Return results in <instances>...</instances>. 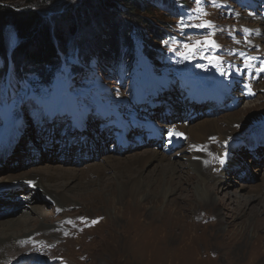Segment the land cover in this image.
<instances>
[{"label": "rangeland", "instance_id": "rangeland-1", "mask_svg": "<svg viewBox=\"0 0 264 264\" xmlns=\"http://www.w3.org/2000/svg\"><path fill=\"white\" fill-rule=\"evenodd\" d=\"M33 1L34 5L37 6L34 10L42 18V23L53 24L54 31H61L64 38H66L67 49L71 50V57L78 52L81 55H86L102 47V38H107L113 34L107 22H111L110 24L114 29L116 26L119 29L127 27L131 22L132 25H136L138 29H141L144 37L153 39L144 27L145 25H140V22H138L139 20L146 21L155 29L166 31L167 35L166 39L157 45L154 44L156 59L154 58L153 63L150 64L152 67L138 60L133 68V73L125 75L123 80L120 73L115 75L112 69L110 72L105 69L100 70L102 67L101 62L98 66L94 63L83 66L84 72L72 78L65 75L59 77L61 75L59 74L54 79L53 90L49 92V95L46 97L45 92L42 94L45 98L43 101L49 103L45 105L41 104L43 101L37 100L34 94L22 89L26 87L22 83H18L15 69L8 68L7 83L2 82V85H0V145L12 136L9 131L11 125H17L18 122L28 125L26 128V135L28 136L24 138L20 133L21 130L13 134L12 137L16 138L13 145L15 150L18 148L16 154L23 160L22 165H19L18 160L11 159L14 153L2 156L4 160L0 163V175L3 173L17 174L30 168L52 166L49 160L54 155L57 156L58 160V163H53L54 166L74 169L73 166L69 167V165L63 163L64 157L59 158L51 147L56 143L64 142L68 145L69 142H73L74 147H72V150L74 151L79 145L85 144L86 137H89L96 142V145L102 147L105 154L103 157L100 156L97 161L88 162L85 160V163L79 162L81 165L75 167L76 169H83L87 173L90 172L88 170H92V168L88 169L87 167L101 165L105 160L116 161L115 158H120V161L129 160L135 154L142 153L145 150L156 151L152 149L154 144H160L158 149H163L164 138L156 143L153 132L161 137L166 134L171 135V131L175 130L171 127L185 122L187 124L189 120H192V123L185 128L186 131L189 127L201 125L208 120L215 122L214 131L208 134L211 127L206 131L208 141L206 144L209 148L214 146V149H216L217 135L225 137L228 136V131H231L230 126L227 124V120H229L232 127L235 125L234 132H239V136L235 141L231 138L225 142L218 139L221 141L219 149L223 152L221 154L223 156L222 159H218L220 157L218 154L213 155L214 166L218 164L224 166L225 163L229 164L232 161L227 169V172H229L231 164L234 163L233 147L242 148L240 155L235 158L242 163L246 162L244 172L250 176L247 181L232 177V182L226 190L218 185L213 190L216 204L212 203L206 207V205L200 206L195 203L196 201L192 197V187H189L186 192H181V194L174 189H169L168 194L162 190L158 197L152 196L147 190L145 191L143 187H140L134 194L126 195L127 191H122L123 195L120 196L118 183L130 181V179L134 181L137 174L131 173L124 165L125 162L122 165L120 164V167L116 170L106 166L103 174H101L104 179L107 177L111 180L115 174L117 178L112 179L114 182L112 195L103 198L102 201L83 205L82 202L85 203V199L80 197L75 189L69 191L71 194H67L66 197L62 193V196L69 201H64V204L57 205L53 203V200H48V205L45 206L39 201L32 204L31 207L37 206L44 212L42 217L38 216L36 219L38 225L46 222L52 225L59 223L61 225V228L56 230L58 234L56 236L50 233L41 234L42 231L40 230L39 233H35V237L42 236L37 240L40 243L39 245H31L34 254L39 253L40 255L38 259L41 258L40 260L48 262L55 260L54 264H171V262H173L172 264H223L224 259H215V252H218L215 249V243L220 241L221 238L228 241L233 238L239 240L241 236L242 238L247 236L248 240H255V243L252 242L251 247H254L257 243L258 247H255V250L251 249L254 252L253 254L249 253L250 242L247 241L244 246L242 244L239 247L240 253L237 254L239 259H232L231 262L264 264V212L259 216L256 227L252 231L251 228H248V232L243 236V225L248 223L253 216L247 211L242 217H236L237 209L234 210L233 205L225 199L223 194L226 192L233 193L239 189L241 184L253 187L261 185L264 179V144H261L264 139L259 135V131L261 132L264 129V0H248L245 7H242L238 0H201L199 4L196 0H176L185 2L182 10L177 13L173 12L175 7L170 3H167L170 11L164 7H159L156 3L153 4L154 7L158 8L155 11L154 7L150 8L149 0H137L140 5L139 19L130 18L126 14L123 16L114 10H107L103 4L104 0H42V2L41 0H0V6L21 10ZM132 9L136 11L135 8ZM246 25L250 26V29L245 28ZM116 38L118 37L116 36ZM257 38H263L258 47L255 43ZM152 42L154 41L152 40ZM17 44L14 30L11 26H7V56H10L9 51L14 49ZM16 51L14 50V56ZM245 53L251 54V56H247ZM17 59L18 56H16L15 61ZM19 59L22 61L21 57ZM145 59L148 61L146 57ZM182 66L187 67L180 72ZM256 69L257 71H255ZM248 72L252 74L251 78H248ZM207 74L214 76L215 79L220 76L222 87L234 84L238 90L237 93H234L236 96L232 95L231 100L226 99L224 106L219 108L218 111L217 108L212 107L203 110L193 108L194 111L191 112L185 111L179 103L186 96L183 83L190 82V78L193 76L201 78L203 75L206 78ZM144 79L146 81L148 79L153 88L159 85L155 89L153 102L155 111L152 112L150 111L154 110L151 107L152 103L145 102L147 96L142 91ZM252 82H257L256 88L258 85L259 87L262 86L263 89L256 92L250 91L249 100L240 99L238 95L243 90L248 96L247 90L249 91V89L247 85L250 86L253 84ZM161 86L164 88L168 86L170 89L168 92L163 93ZM191 88L195 91L198 87ZM151 91L152 87H149L148 92L151 93ZM175 93L179 95L178 100L174 98ZM166 94L167 96H165ZM30 107L32 109L41 107L40 113L31 114L29 112ZM245 109L250 110L243 113L242 110ZM216 111L217 113H214ZM204 115H207L206 118L210 119H206ZM224 120L226 121L225 124L223 123ZM261 121L263 124L257 125L260 126L259 128L255 126L253 132L248 134L249 137L253 136V138L246 139L247 147H244L243 142L247 135L240 133L245 132L250 126H254L255 123ZM77 122L79 123L75 124ZM83 122L89 127L88 135L79 134L77 131V125L81 126ZM146 123H151L153 126L147 129L145 127ZM137 125L140 126L139 130H135ZM175 131L180 132L179 130ZM220 131H222V134H217L221 133ZM210 135L215 136L208 137ZM185 136L186 141L188 135L185 134ZM22 137L25 139L24 141H21ZM141 139L145 144L135 152L111 155V153H114V148H118L120 143L128 147V145L138 143V140ZM78 141L82 143L75 146ZM185 141L176 149L165 153L167 155H165L164 161H151L144 165V168L139 167L143 175L147 177V181L153 180L154 177L160 178L164 173L163 169L167 165L166 161L168 159L177 162L181 171H188L184 167V160L179 159L178 156L176 157L178 151L182 148H190L189 140ZM68 146L70 147V145ZM245 148H249L250 151H245ZM32 149L35 150V154L32 153ZM91 149L90 146L88 148L89 152H91ZM85 151L82 150L68 157L72 160H79L82 155H85ZM256 151L258 152L256 153ZM183 156L188 157L189 153H183ZM227 158L229 160H226ZM35 159H40V161L36 162ZM85 159L87 158L85 157ZM221 160H224L222 164ZM251 160H254L255 165L247 164V161ZM81 161L83 160L81 159ZM8 162L9 164L6 165ZM182 164L183 168L181 167ZM8 167L14 169L9 170ZM255 169L258 170L254 171ZM234 172V174L243 175L239 168L235 169ZM92 174H89L90 179H94V176L100 178L97 173V175ZM230 175L232 174L230 173ZM33 176L31 175L30 178ZM34 178L43 183L42 173ZM66 182L65 180L64 183ZM139 182L141 181L139 180ZM209 183L212 184L211 181ZM108 184L111 185V188L112 181ZM141 184L145 186L144 183L141 182ZM48 189L54 191L53 193L58 191L56 187ZM57 193V196H61L60 192ZM239 194H245V191H240ZM253 194L256 193L251 192V195ZM18 195H22V193ZM229 196L232 199V196ZM169 199L175 200L173 208L182 210L184 216L180 213L183 226L175 229L172 233L178 236L177 240L171 239L167 246L170 251L164 252L162 250V236L168 234L169 231L166 228L162 231L158 230L159 225L157 224L156 214H162L161 208ZM2 210L4 211L0 212V221H6L21 214V209L15 213H9L8 208L0 207V211ZM196 228L198 230H195ZM193 230L196 233H200L201 230L206 240L209 239L212 243L214 242V248H206L205 246L208 245L203 240H194L193 243L198 246H193L191 241H186V243L179 241L184 237L183 232H185V237L189 236L191 238ZM111 232L116 235L117 242L110 243L114 251H110V256H106L101 252V246L104 236ZM66 233L70 235L63 238ZM123 236H127L128 241L125 242ZM202 244L205 246H202ZM44 247H46L47 253L37 251L44 249ZM122 247H127L131 253L123 255ZM231 250H227L230 255L233 254V250ZM220 251L222 249H219ZM14 256H9L8 261L2 259V264L12 262Z\"/></svg>", "mask_w": 264, "mask_h": 264}, {"label": "bare ground", "instance_id": "bare-ground-1", "mask_svg": "<svg viewBox=\"0 0 264 264\" xmlns=\"http://www.w3.org/2000/svg\"><path fill=\"white\" fill-rule=\"evenodd\" d=\"M245 28L250 29V26L246 25ZM262 40H263V38H260V39L257 38L255 40L257 47H258V45H260V43H262ZM245 54L247 56H251V54H248V53H245ZM255 71H257V69ZM252 83L253 84L250 85L251 91L256 92L258 90L260 91L263 89L262 86L259 87L258 85L256 88L257 82H252ZM230 88H231V95H229V97L232 98L233 96H236V94L234 95V93H237L238 90L235 88L234 84L231 85ZM244 91L245 90H243V92L240 93V95H238V97L240 99H244V100L248 99L249 100V97L245 96L246 93ZM215 94L220 96V92H218L217 90H215ZM220 102L221 101H218V103H220ZM198 103H199V105L204 106V103H201V100H199ZM183 106H184V110L187 111V107H188L187 102H184ZM248 110H250V109H245L242 111H243V113H246V112H248ZM251 110H253V109H251ZM214 113H217V111ZM206 116L204 115L205 118H206ZM206 119H210V118L207 117ZM191 123H192V120H189L187 124L185 122L184 124L181 123V124H177L174 126L172 125L173 127H171V128H174L175 130H179L180 132L188 135L187 140H189L190 148L189 147L182 148L181 150L178 151V153L176 155V157L178 156L179 159L184 160V167L188 170L187 171L188 173L185 172L184 170L181 171L179 164L177 162L171 161L170 159H168V161H166L167 165L164 164L165 168L163 169L164 170V173L162 174L163 176L161 175L160 178L154 177L153 180L147 181V177L144 176L143 172L141 171V169L144 168V165H147L149 162L156 161V160L159 162H162L165 159V155H167V154H165V152L163 150L162 151L159 150L156 145H155V147L152 148V149H155L156 151L145 150L142 153L135 154L129 160H121L120 161V158H115L116 161L105 160L102 162L103 164H101V165L98 163L99 165H97V166L93 165L94 167H87L88 169L92 168V170H88L90 172L86 173L83 171V169H76L75 167H77V165H81L80 163H82V162L85 163L84 162L85 160H87L88 162L89 161L90 162L97 161L100 156L103 157L105 154V151L102 149L101 146L96 145V142H94L93 139L86 137L85 144L79 145L80 143H82L80 141L75 143V146L76 145H79V146L74 151L72 150V147H74L73 142L68 143V145H70V147L64 142L63 143H56L58 145L53 144L51 147L52 149L55 150L54 152L56 155H58L59 158L64 157L63 163L69 165V167L73 166L74 169H71L68 167L63 168L60 166H54L53 163H58L57 156L54 155V157H52L49 160V162L52 166L49 165L46 168H42V167L41 168L37 167L35 169L30 168V169L24 170L23 172H19L17 174H14V173H3V174H1L0 175V187H1L0 188V207L8 208L10 210L9 213L18 212L21 209V214L17 217L9 218L6 221H0V264H2V262H1L2 259H7V261H8L9 256L13 257L14 254H15V256H14L12 262H9L8 264H34L35 262H39L41 264H54L55 260H50L48 262L45 260H40L41 258L38 259V256H40V255H39V253L34 254L33 247H31V245L32 244H36V245L40 244L39 241H37V240L40 239L42 236L35 237L36 236L35 233H39V230L42 231L41 234L42 233H44V234L50 233L53 235L55 234V236H56V235H58L56 233V230L61 228V225H60V223L57 225H52V224H48L47 222L42 223L41 225H38L36 223V219L38 218V216L42 217L44 215V212L37 206L31 207V206H33L32 204L39 201L42 205L45 206V205H48V200H53L54 201L53 203H56L57 205L64 204L63 202L68 201V200L66 198H64L63 196L66 197L67 194H69V193L71 194V192H69V191H73L75 189L77 190L76 193H78V195L80 194V197L85 199V203L82 202L83 205H85L86 203L87 204H90V203L95 204V202H98L100 200L102 201L103 198H105V197L107 198V196H109L110 194L112 195V193H113L112 189H113V184H114L112 179L117 178L116 174H115L113 178L111 177L112 178L111 180H110V178H107V177H105V179H104V177L101 174H103L104 168L106 166H109L112 170H116V169H118V167H120L119 166L120 164L122 165V163L125 162L124 165L126 166V168L129 169V171H131V173L134 172L137 174V178H135L134 181L130 179V181H126V182H121V183L117 182L119 184L118 188H119V195L120 196L123 195L122 191H127L126 195L134 194V193H136L137 189H139L140 187L141 188L143 187V189L145 191L147 190V192L150 193L154 197H158L160 195V192H162V190L167 192V194H168L169 189L170 190L174 189L179 194H181V192H183V191L186 192L189 187H192V190H193L192 197H194V199L196 201L195 203H198L200 206L206 205V207H207V205L212 204V203L216 204V202L214 201V197H213V190L218 185H220V188H224L226 190V189H228L227 187L230 185V182H232V177H236L237 179H242V181H247V179L250 176H248V173L244 172L245 168H246V165H245L246 162L242 163V162L238 161L237 158H235V157H238L240 155L239 153L241 152V150H243L242 148L240 149L237 147H233V151H234L233 162L234 163L231 164V166H230L231 169L229 170V172H227V169H228V167L232 161L229 162V164L225 163L224 166H222L220 164L214 166V163H213L214 160L212 159L214 154H218L220 156L218 159H222L223 155L221 156V154L223 152H221V150L219 149V143H221V141L225 142V141H227V139L229 140V138H231V140L233 139L235 141L237 136H239V132L238 133L234 132V129H235L234 126L235 125L232 127L231 126L232 123L229 120H227V124H228V126H230L229 129L231 131H228V136H225V137L221 136V135H217L218 136V138L216 139L217 145H216V149H214V146L209 148V146L206 144V142H208L207 136H206V134H207L206 131H208L211 127L210 132H208V134L213 132L215 129V125H216L215 122H211L208 120V121H205L204 123H202L201 125L198 124L197 126L189 127L188 130L186 131L185 128H187L189 126V124H191ZM223 123L225 124L226 121L224 120ZM25 124L26 123L22 124L21 122H18L17 125H14V126L11 125V130H9L11 135L13 136V134H15V132H18V130H21L20 133L22 134V136H24V138L25 137L27 138L28 135H26V133H27L26 128L28 127V125H25ZM83 124H85V123L83 122ZM260 124H263L262 121L259 123H255L254 126H250L245 132L240 133V134L247 135L244 138V142H243L244 147H247L246 139L250 140L251 138H253V136L249 137L248 134L252 133L253 130L255 129V126L260 125ZM150 125H151V123H149V126ZM15 126H16V128H14ZM84 128H86V132H83V133L88 135V127L80 126V127H78V130L84 129ZM139 129H140V126H138V125L135 126V130H139ZM220 132L221 133H217V134H222V131H220ZM259 135L262 136L264 139V129L261 130V132L259 131ZM12 136L10 138L8 137L9 139L5 140L4 142H2L3 144L0 145V150H1L0 151V163L2 160H4V158L2 156H8V155L14 153L12 155L11 159L14 158L15 160H18L19 165H22L23 160L20 159V157L16 154V150H18V148L15 150V147L13 145V142L16 138H13ZM213 136H215V135H210L208 137H213ZM189 137H190V139H189ZM24 138L22 137L21 141H24L25 140ZM98 138H100V137H98ZM71 139H72V135H71ZM218 139L221 141H219ZM144 144H145V142H143L141 139V140H138V143L136 142L134 144H131L130 146L128 145V147L120 145L118 148L117 147L114 148V153H111V155H113L115 153H118L120 155V154H126L127 152H135L136 150L140 149V147ZM261 144H264V141H262ZM61 146H62V148H61ZM67 146H68V148H67ZM90 146L92 148L91 152H89V150H88V148ZM169 148L172 151V149L174 148L173 144L170 143ZM196 149H199V151H197ZM82 150H86L85 155H82V158H81L83 161H81V159L72 160L70 157H68L69 155L80 152ZM247 150H249V148H245V151H247ZM20 151H18V152H20ZM157 151H159V152H157ZM258 151H256V153ZM186 152L189 153L188 157L183 156V153H186ZM32 153L35 154L34 149H32ZM248 153H250V152H248ZM85 157L87 159H85ZM102 159H104V158H102ZM35 160H36V162L40 161V159L39 160L35 159ZM226 160H229V159L227 158ZM223 162H224V160H223ZM248 163L249 164L251 163L250 165H255L254 160L247 161V164ZM8 164H9V162L6 163V165H8ZM159 165H161V164L159 163ZM3 167H4V165H3ZM139 167H141V169ZM181 167L183 168V164L181 165ZM8 168H9V170L14 169V168L10 169V167H8ZM237 168H239L240 171L243 172V175H240L238 173H237L238 175L234 174L235 173L234 170ZM247 168H248V165H247ZM249 169H251V168L249 167ZM257 170L258 169H255L254 171H257ZM40 173H42V175L44 177L43 183H42V181L40 183L37 179L34 178V177L37 178V176ZM90 173H93V174L97 173L100 178H96L94 176V179H90L89 178V177H91V176H89ZM230 173L232 175H230ZM36 174H38V175H36ZM31 175H34V176L32 178H30ZM38 178L42 179L41 177H38ZM82 178L84 179V181L82 180ZM138 179L142 183H144L145 186H143L141 184V182H139ZM65 180L67 181L66 183H64ZM110 181H112V187L111 188H110L111 185L109 186V184H108ZM209 181H211L212 184H210ZM233 184H235V183H233ZM48 185L51 188L52 187H54V188L56 187V189L58 188L57 192H60L61 196L60 195L57 196L58 195L57 192H56L57 193L56 194V193H53L54 191L53 192L50 191V189H48V188H50ZM240 191H245V194H239ZM251 192H255L256 194L251 195ZM20 193H22V195H18ZM62 193H63V196H62ZM222 193H223V191H222ZM223 194H224L225 199L229 200V202L233 205L234 210L237 209V211L235 213L236 217H239V216L242 217L244 214H246L245 212H247V211H249L250 215L253 216L252 219H250V221H248V223L243 225V229H242L243 236H244V234H246V232H248V228H251V231H252L253 228H255L257 223L259 222V216L261 215L262 212H264V179H263V182L261 183V185L259 184L258 186L253 187L250 185L241 184L239 189L234 191L233 193H227L226 192ZM229 195L232 196V199L230 198ZM174 202H175L174 199L173 200H170V199L167 200L165 205L162 206V208H161L162 214L161 213L156 214L157 224L159 225L157 227L158 230L162 231L164 228H166L169 231V233L166 235L162 234V235H164V236H162L163 237V249L162 250L164 252L170 251V248L167 247L170 243V240L173 238L177 240V238H178L177 235H173L172 233L175 231V229L181 228L183 226V224L181 223V222H183V220H181L180 213H182L183 216H184V214H183L182 210H180L178 208L177 209L173 208ZM65 206H69V205H65ZM9 207H11V208H9ZM12 207H14V208H12ZM260 210H261V212H260ZM3 211L4 210H2L0 212L2 213ZM56 211H58V210H56ZM170 211H172V212H170ZM257 213H259V214H257ZM4 214H5V212H4ZM188 227H189V225H188ZM195 230H198V229L196 228ZM67 235L69 236L70 234L66 233L63 238H66ZM183 235H184V237L183 236H182L183 238L180 237L181 239L179 240L182 243H186V241H191L193 246H198L197 244L193 243L194 240L196 239V240H203L205 242V244L208 245L209 247L205 246L203 244H202V246H205L208 249H210V247L214 246L213 245L214 242L212 243L209 239L206 240V237L203 235L201 230H200V233H196L193 230V233L191 234V238H189V236L185 237V232H183ZM116 238L117 237L113 232L107 233L104 236L103 244L101 246V252L103 254H105L106 256H110V251H112V252L114 251V250H112L110 243H113L114 241H116ZM123 239L125 240V242L128 241L127 236H125V237L123 236ZM247 241L250 242V246H249L250 252L249 253L253 254L254 252L251 249L255 250V247L256 248L258 247L257 246L258 243L255 244L254 247H251L252 242L255 243L254 239L252 241H250V240H248L247 236L244 238H242V236H241L239 240L236 238H233L232 240L226 241L224 238H221L220 241H217L215 243L216 244L215 249L218 250V252H215V255H216V256L214 255L215 259L216 260H219L220 258H221V260L224 259L223 264H241L238 262H231V260L235 259V258H237L235 260L239 259L238 255H237L240 253L239 247L242 244L244 246V244L247 243ZM122 248H123V250H122L123 255H125V254L129 255L131 253L129 251V249H127V247H122ZM219 249L220 250L222 249V251L219 252ZM228 249L233 250L232 255L228 254V252H227ZM37 251L46 252V247H44V249H40ZM16 253H18V254L16 255ZM248 255L251 256L250 254H248ZM172 263L173 262H171V264Z\"/></svg>", "mask_w": 264, "mask_h": 264}, {"label": "trees", "instance_id": "trees-1", "mask_svg": "<svg viewBox=\"0 0 264 264\" xmlns=\"http://www.w3.org/2000/svg\"><path fill=\"white\" fill-rule=\"evenodd\" d=\"M149 2L151 9L156 3L168 11L170 10L167 3H170L175 7L174 13L182 10L185 5V2L176 0H149ZM34 4L33 1L21 10L0 6V85L2 82L7 83L8 68L12 67L15 69L18 83H22L26 87L22 89L34 94L40 102L45 100L42 96L43 92L47 97L53 90L54 79L59 74H61L59 77L65 75L72 78L84 72L83 66L93 63L98 66L100 62L102 66L100 70L105 69L110 72L112 69L115 75L121 74L132 67L138 50L142 56L154 61V58L156 59L154 44L157 45L166 39L167 35L166 31L155 29L146 21L139 20L138 22L140 25H145L144 27L153 39L144 37L141 29L132 25L131 22L127 26L128 29L127 27L119 29L117 26L114 29L111 22H107L113 34L102 38V47L86 55H81L78 52L71 57V50L67 49L66 38L61 31H54L53 24L42 23V18L34 10L37 7ZM103 4L107 10H114L123 16L126 14L130 18L139 19L140 5L137 0H104ZM132 8H135L136 11ZM153 9L158 10L157 7ZM7 26L12 27L18 41L17 46L9 51L10 56H7L8 49L6 47ZM14 50L16 51L15 56ZM16 56L18 59L15 61ZM19 57L22 58V61ZM40 108L37 107L35 111L30 107L29 112L35 115L40 112Z\"/></svg>", "mask_w": 264, "mask_h": 264}, {"label": "snow or ice", "instance_id": "snow-or-ice-1", "mask_svg": "<svg viewBox=\"0 0 264 264\" xmlns=\"http://www.w3.org/2000/svg\"><path fill=\"white\" fill-rule=\"evenodd\" d=\"M196 2L199 4V3H201V0H196ZM197 150H199V149H197ZM220 162L222 164L223 163V160H221ZM94 223H95V221H94Z\"/></svg>", "mask_w": 264, "mask_h": 264}]
</instances>
